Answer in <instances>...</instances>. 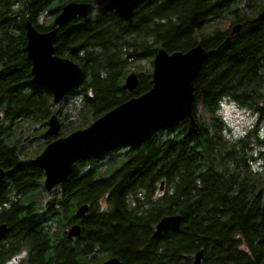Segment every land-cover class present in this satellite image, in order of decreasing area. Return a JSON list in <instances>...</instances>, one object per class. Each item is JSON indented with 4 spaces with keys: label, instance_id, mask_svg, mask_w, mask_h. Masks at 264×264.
<instances>
[{
    "label": "trees",
    "instance_id": "16d2710c",
    "mask_svg": "<svg viewBox=\"0 0 264 264\" xmlns=\"http://www.w3.org/2000/svg\"><path fill=\"white\" fill-rule=\"evenodd\" d=\"M70 1L92 0H0V209L8 205L0 222L11 248L0 246V264L12 248L27 252L23 264H191L199 250L201 264H264V172L251 163L264 137L253 127L229 140L217 114L228 100L264 124V0H145L128 21L113 12L70 20L57 30L55 54L81 75L70 101L55 106L32 82L24 23L48 31ZM197 44L215 51L194 82L198 135H187L184 120L138 147L88 158L85 174L74 169L61 190L36 188L43 170L32 160L52 114L63 134L83 129L151 88L157 50ZM129 73L138 77L131 93L121 89ZM81 205L88 211L75 217ZM171 215L181 217L179 230L152 238ZM74 223L81 233L68 238Z\"/></svg>",
    "mask_w": 264,
    "mask_h": 264
},
{
    "label": "water",
    "instance_id": "95a60500",
    "mask_svg": "<svg viewBox=\"0 0 264 264\" xmlns=\"http://www.w3.org/2000/svg\"><path fill=\"white\" fill-rule=\"evenodd\" d=\"M145 0H92L91 2L70 1L64 4L53 18L50 29L39 32L29 22L24 23L26 38V59L31 63L32 82L49 89L52 102L57 105L77 84L81 70L79 65L68 58L55 54L57 30L75 18H85L92 13L104 15L115 13L124 20H130L135 8ZM264 20V9L257 15ZM235 24L231 34L240 31ZM229 42V37L225 43ZM214 50L206 51L200 44L185 53H167L157 50L152 61V86L145 93L130 98L83 129L69 133L46 145L32 163L44 172V188L47 191L63 183L75 162L82 159L107 154L117 146L138 147L151 135L162 130L174 128L179 122L187 120V135H198L200 127L195 118L194 82L203 62L214 55ZM138 87V77L129 73L121 86L129 93ZM45 135L58 136L60 122L56 114L47 121ZM2 170H0V176ZM163 190V182L159 185ZM88 211L87 205L79 206L75 217ZM179 215L165 216L155 226L152 238L162 232H177L180 227ZM7 232L5 224L0 225V238ZM79 224H72L66 235L76 238L80 235ZM203 251H197L191 264H201ZM101 264H118L116 258H108Z\"/></svg>",
    "mask_w": 264,
    "mask_h": 264
},
{
    "label": "rangeland",
    "instance_id": "374dc122",
    "mask_svg": "<svg viewBox=\"0 0 264 264\" xmlns=\"http://www.w3.org/2000/svg\"><path fill=\"white\" fill-rule=\"evenodd\" d=\"M66 94H69V92ZM65 97L63 99L66 101L68 98ZM69 101L70 98L67 102ZM217 114L222 122V131L229 140L235 141L236 138L243 136L244 133L248 132L253 127H256V135L264 137V124L257 122L253 112L243 109L233 102H229L228 100L222 101ZM252 150L254 152V160L251 162L253 168L260 172H264V146H262V148L253 146ZM68 228L69 227L66 228V231Z\"/></svg>",
    "mask_w": 264,
    "mask_h": 264
},
{
    "label": "flooded vegetation",
    "instance_id": "af4514ba",
    "mask_svg": "<svg viewBox=\"0 0 264 264\" xmlns=\"http://www.w3.org/2000/svg\"><path fill=\"white\" fill-rule=\"evenodd\" d=\"M58 120L60 122V131H59V135L58 136H47V135H45V131L47 130V122H46V127L43 130V136H42V143L44 144V147L46 145H48L49 143L55 141L56 139L61 138V137H65V136L68 135V134H63L61 132L62 128H63V122H61V120L59 118H58ZM2 128L3 129H7V127H2ZM87 164H88V160L87 159H85V161H84V159H82L80 161H77L76 163L73 164L71 171L76 169L78 177H81V176H83L85 174L84 171L87 170ZM1 176L3 177V173L1 174ZM68 177H69V175H68ZM68 177L66 178V180L63 183L55 186L51 191H53V190H61L62 186L64 184H66V182L68 181ZM44 179H45V176H44V172H43V175H42V178H41L39 184L38 185L36 184V188L41 189V187L42 188L44 187ZM19 199H20V201H22L23 197H21ZM7 206L8 205H4L3 204V206L0 209V212L2 211V209L7 208ZM2 224H4V223L0 222V225H2ZM3 244L6 247V252L5 253L9 252L10 249H11L10 248V243L6 242L5 238L2 236L0 238V246H2ZM15 250H16L15 248H12V252H11L12 254H10V255H12L11 257H8L10 255H5L6 259H5V263L4 264H17V263L18 264H23V262H25L24 259H25L26 255H27V252L25 250H23V249L21 251H19V252H15Z\"/></svg>",
    "mask_w": 264,
    "mask_h": 264
},
{
    "label": "bare ground",
    "instance_id": "6f19581e",
    "mask_svg": "<svg viewBox=\"0 0 264 264\" xmlns=\"http://www.w3.org/2000/svg\"><path fill=\"white\" fill-rule=\"evenodd\" d=\"M237 33H238V32H237ZM230 34H231V33H230ZM234 34H235V33H234ZM231 35H233V34H231ZM29 62H30V61H29ZM38 86H39V85H38ZM74 87H75V86H74ZM74 87H73V88H74ZM73 88H72V89H73ZM70 91H71V90H70ZM70 91H69V92H70ZM194 115H195V114H194ZM47 128H48V126H47ZM103 155H105V154H103ZM95 157H96V156H95ZM45 190H46V189H45ZM46 191H47V190H46ZM50 191H51V190H50ZM50 191H47V192H50Z\"/></svg>",
    "mask_w": 264,
    "mask_h": 264
}]
</instances>
